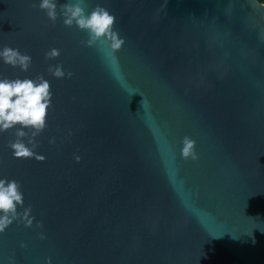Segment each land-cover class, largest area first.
Listing matches in <instances>:
<instances>
[{
	"label": "water",
	"instance_id": "95a60500",
	"mask_svg": "<svg viewBox=\"0 0 264 264\" xmlns=\"http://www.w3.org/2000/svg\"><path fill=\"white\" fill-rule=\"evenodd\" d=\"M39 3L0 0V49L33 59L0 75L43 74L54 94L44 162L14 158L15 129L0 133V179L22 184L35 217L0 233V264H264V4L84 0L117 18L113 62ZM60 64L74 75L48 72Z\"/></svg>",
	"mask_w": 264,
	"mask_h": 264
},
{
	"label": "clouds",
	"instance_id": "9594fccd",
	"mask_svg": "<svg viewBox=\"0 0 264 264\" xmlns=\"http://www.w3.org/2000/svg\"><path fill=\"white\" fill-rule=\"evenodd\" d=\"M261 3L264 4V0H261ZM83 5L84 0H69L68 3L59 6L58 12L56 0H40L38 7L46 13L53 25L62 16L66 27L76 26L82 31H87L88 39L82 40L81 44L88 47L99 44L100 50L105 51L108 57L116 62V53L126 43L125 38H122L119 31L115 29L116 16L101 5H97L90 13H87ZM32 7L36 8L37 4L33 2ZM60 55V49L52 48L45 53V59L54 60ZM0 61L22 72H28L33 63L31 55L8 45L0 49ZM48 72L57 79H63L66 76L71 78L74 75L71 71L66 72L62 64L49 65ZM53 95L51 83L43 74L34 79L20 77L12 79L0 75V133L15 129V139L8 142L14 158L34 157L40 162L46 160V157L38 155L35 149L39 147L37 137L48 127L49 114L54 109ZM49 143L54 144L55 139H51ZM182 143V157L185 160H198L196 141L185 136ZM74 158L77 163L81 161L79 155ZM24 203L22 184L15 179H0V233H4L15 221L24 223L26 227L33 226L35 217L31 215L32 206L25 208ZM18 208L24 210L21 212ZM36 227L42 228L43 222H37ZM40 238L45 239V236L41 233ZM253 243H255L254 239Z\"/></svg>",
	"mask_w": 264,
	"mask_h": 264
},
{
	"label": "trees",
	"instance_id": "16d2710c",
	"mask_svg": "<svg viewBox=\"0 0 264 264\" xmlns=\"http://www.w3.org/2000/svg\"><path fill=\"white\" fill-rule=\"evenodd\" d=\"M260 2H261V0H260Z\"/></svg>",
	"mask_w": 264,
	"mask_h": 264
}]
</instances>
